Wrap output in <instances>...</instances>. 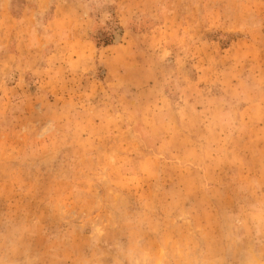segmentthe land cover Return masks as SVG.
Here are the masks:
<instances>
[{
	"label": "rangeland",
	"instance_id": "374dc122",
	"mask_svg": "<svg viewBox=\"0 0 264 264\" xmlns=\"http://www.w3.org/2000/svg\"><path fill=\"white\" fill-rule=\"evenodd\" d=\"M0 264H264V0H0Z\"/></svg>",
	"mask_w": 264,
	"mask_h": 264
},
{
	"label": "trees",
	"instance_id": "16d2710c",
	"mask_svg": "<svg viewBox=\"0 0 264 264\" xmlns=\"http://www.w3.org/2000/svg\"><path fill=\"white\" fill-rule=\"evenodd\" d=\"M106 44H109V43H106Z\"/></svg>",
	"mask_w": 264,
	"mask_h": 264
}]
</instances>
